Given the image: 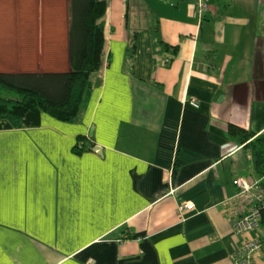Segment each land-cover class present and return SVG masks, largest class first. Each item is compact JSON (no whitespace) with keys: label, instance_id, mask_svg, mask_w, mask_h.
Masks as SVG:
<instances>
[{"label":"crops","instance_id":"obj_1","mask_svg":"<svg viewBox=\"0 0 264 264\" xmlns=\"http://www.w3.org/2000/svg\"><path fill=\"white\" fill-rule=\"evenodd\" d=\"M205 1L109 0L83 112L0 119V264H235L261 233L235 228L251 201L234 180L260 176L229 127L264 133V0ZM11 9L20 21L0 20V70L72 68V0H0ZM83 135L103 152L75 150Z\"/></svg>","mask_w":264,"mask_h":264},{"label":"trees","instance_id":"obj_2","mask_svg":"<svg viewBox=\"0 0 264 264\" xmlns=\"http://www.w3.org/2000/svg\"><path fill=\"white\" fill-rule=\"evenodd\" d=\"M109 4V0H72L71 69L0 70V119H8L15 127H29L39 125L43 113L70 121L83 112L94 89V74L103 64ZM158 22L152 26V33L155 46L162 47L165 40ZM138 34L139 30L135 29L130 40L129 50L133 56ZM229 128L232 136L251 151L254 168L263 176L264 133L235 122H231ZM87 138L79 137L74 149L82 151L94 147V142Z\"/></svg>","mask_w":264,"mask_h":264},{"label":"built area","instance_id":"obj_3","mask_svg":"<svg viewBox=\"0 0 264 264\" xmlns=\"http://www.w3.org/2000/svg\"><path fill=\"white\" fill-rule=\"evenodd\" d=\"M199 7L206 9L208 2L199 0ZM264 175L254 181L246 177L239 176L234 182L239 192L249 197L251 207L241 214L235 222V228L238 232L248 233L255 228H261L258 236L247 238L242 244L238 245L233 253L235 264H252L257 255L264 251ZM196 206L194 199L184 200L180 207L181 210H191Z\"/></svg>","mask_w":264,"mask_h":264},{"label":"rangeland","instance_id":"obj_4","mask_svg":"<svg viewBox=\"0 0 264 264\" xmlns=\"http://www.w3.org/2000/svg\"><path fill=\"white\" fill-rule=\"evenodd\" d=\"M141 4V3H140ZM199 5V3H198ZM1 14H4L3 17L0 14V20L2 19L3 21H5L7 24H10V26H12L13 24H15L14 22L20 21V15H18L20 12H14L13 9L11 10H6L4 11H0ZM25 19L26 18V13L24 14Z\"/></svg>","mask_w":264,"mask_h":264},{"label":"water","instance_id":"obj_5","mask_svg":"<svg viewBox=\"0 0 264 264\" xmlns=\"http://www.w3.org/2000/svg\"><path fill=\"white\" fill-rule=\"evenodd\" d=\"M95 149H98V151L103 152V147L101 145H95Z\"/></svg>","mask_w":264,"mask_h":264}]
</instances>
